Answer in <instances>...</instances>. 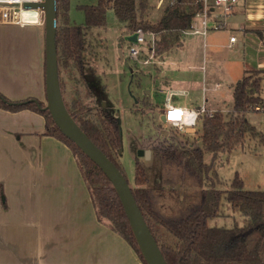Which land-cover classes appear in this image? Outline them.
<instances>
[{
	"label": "trees",
	"instance_id": "obj_1",
	"mask_svg": "<svg viewBox=\"0 0 264 264\" xmlns=\"http://www.w3.org/2000/svg\"><path fill=\"white\" fill-rule=\"evenodd\" d=\"M70 1L57 0V55L62 95L68 112L88 137L124 174L119 156L122 146L119 118L107 111L85 79V35L90 27H103L107 12L113 9L129 34L141 29L154 36L159 53L170 51L182 43L193 17L203 9V0H174L161 18L151 22L146 17L149 0H97L93 5H79L84 24L70 18ZM61 69L69 72L72 81L84 82L87 96L76 88L70 100L64 97ZM75 71V72H72ZM264 94V70L245 69L233 86L232 110L235 117L225 120L221 110L200 119L202 146L188 147L171 143L157 148L163 165L173 164L181 170L176 178L162 176L161 184L177 183L188 177L195 185V201L180 214L165 213L158 204L152 186L148 185L142 162L135 164L132 193L168 264H264V190H245L237 175L230 188L215 187L214 169L221 153L231 151L250 135H257L255 126L246 118L251 105L260 102ZM45 102L34 97L13 100L0 92V108L11 112L32 110L45 118V135L64 142L72 151L97 219L122 236L147 264L133 235L128 218L112 182L101 168L65 136L54 122ZM264 142V136L261 137ZM225 151V152H223ZM125 175V174H124ZM158 181V183H159ZM129 182V181H128ZM229 211L245 216L243 224L232 227L210 225V221L226 216Z\"/></svg>",
	"mask_w": 264,
	"mask_h": 264
},
{
	"label": "crops",
	"instance_id": "obj_2",
	"mask_svg": "<svg viewBox=\"0 0 264 264\" xmlns=\"http://www.w3.org/2000/svg\"><path fill=\"white\" fill-rule=\"evenodd\" d=\"M194 36L199 42L188 43L182 70L163 73L162 104H153L159 119L168 102L217 111L207 107L208 82L231 84L233 99L245 69L264 70V0H239L222 29ZM0 92L13 100L46 99L44 27L0 24ZM44 133L41 114L0 108V264H144L97 219L71 149Z\"/></svg>",
	"mask_w": 264,
	"mask_h": 264
},
{
	"label": "rangeland",
	"instance_id": "obj_3",
	"mask_svg": "<svg viewBox=\"0 0 264 264\" xmlns=\"http://www.w3.org/2000/svg\"><path fill=\"white\" fill-rule=\"evenodd\" d=\"M171 1L149 0L146 12L148 20H159ZM96 2L97 0H71V20L75 24L83 25L84 13L78 6L93 5ZM128 35L130 34L125 24L118 20L113 9L107 12L105 26L86 29L85 79L102 106L120 120L122 146L119 160L129 183L134 182L136 162H142L149 178L148 185L154 189L160 208L165 213L177 215L191 208L197 188L188 177L182 181L178 178L177 183L161 184L159 180H162V176L176 178L181 170L173 164L163 165L157 148L171 143L188 147L202 146L201 124L199 121L194 129L180 130L159 119V112L157 109L154 111V105H161L164 97V93L160 92L166 77L163 73L170 68L182 70L181 62L189 58L188 43L193 39L196 44L199 41L196 36L186 32L183 36L184 45L159 53L151 50L154 48L152 34L146 33V40L139 43L127 40ZM131 47L139 50L138 57L131 56ZM209 49L207 60L211 59ZM202 56L203 45L200 42L198 57L202 59ZM60 76L64 85L63 94L67 100L72 98L76 88L84 98L88 95L82 80L72 81L65 69H61ZM215 83L217 81L207 83V107L221 110L225 120L233 119L235 114L232 110L231 84L221 82L215 88ZM44 102L47 103L46 99ZM246 118L255 126L257 135H250L231 151H223L225 153L218 156L214 164L218 177L214 180L217 188H230L238 175L243 180L245 190H264V142L261 141L264 136V115L249 111ZM148 149L151 150L149 159L139 154L140 150ZM245 221V216L239 212L229 211L226 216L212 219L210 225L229 228L236 222L243 224Z\"/></svg>",
	"mask_w": 264,
	"mask_h": 264
},
{
	"label": "water",
	"instance_id": "obj_4",
	"mask_svg": "<svg viewBox=\"0 0 264 264\" xmlns=\"http://www.w3.org/2000/svg\"><path fill=\"white\" fill-rule=\"evenodd\" d=\"M27 7L35 8L37 5L27 4ZM39 7L43 9L45 18V87L47 103L44 109L50 112L54 122L62 133L70 138L86 156L94 161L112 182L146 263L168 264L145 221L127 178L88 137L68 112L59 78L56 44L57 0H44ZM127 40L137 42V34L128 35ZM161 120L164 122L163 116ZM139 154L149 159L151 150H140Z\"/></svg>",
	"mask_w": 264,
	"mask_h": 264
},
{
	"label": "built area",
	"instance_id": "obj_5",
	"mask_svg": "<svg viewBox=\"0 0 264 264\" xmlns=\"http://www.w3.org/2000/svg\"><path fill=\"white\" fill-rule=\"evenodd\" d=\"M44 0H0V24L25 27L28 25L45 26L44 11L39 5ZM172 0L171 2H173ZM239 0H203V9L193 17L191 26L187 32L205 37L212 30H220L225 25V18L231 15ZM27 4H35L37 7H27ZM219 9L218 13H213ZM137 42H144L145 35L143 30L136 32ZM236 37L230 38L234 42ZM133 57L139 56V50L135 47L130 48ZM173 94L168 95V101ZM251 111L264 115V94L260 102L251 105ZM214 111L208 110L203 104L198 108H184L182 106L167 103L163 111L164 123H168L180 130L189 131L194 129L200 119L205 114L212 115Z\"/></svg>",
	"mask_w": 264,
	"mask_h": 264
}]
</instances>
